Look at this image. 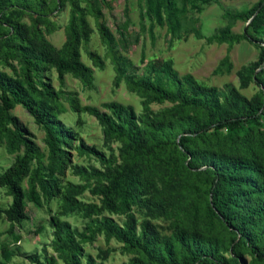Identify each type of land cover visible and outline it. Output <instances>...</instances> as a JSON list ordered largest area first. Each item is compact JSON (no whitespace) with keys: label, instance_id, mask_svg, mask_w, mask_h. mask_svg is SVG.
I'll use <instances>...</instances> for the list:
<instances>
[{"label":"trees","instance_id":"obj_1","mask_svg":"<svg viewBox=\"0 0 264 264\" xmlns=\"http://www.w3.org/2000/svg\"><path fill=\"white\" fill-rule=\"evenodd\" d=\"M198 1L146 0L144 17L152 26H167L172 40L184 35L201 39L202 33L189 19V9ZM67 2L72 18L68 41L59 53L39 26L48 24L49 15ZM81 2L103 19L99 0H0V68L14 72L0 69V146L16 154L0 175V186L12 196L11 206L0 209V218L5 216L12 230L22 226L29 220L28 205L41 206V197L60 199L63 215L84 214L91 222L82 234L57 216L50 220L52 247L65 264H96L91 257L83 261L81 242L98 234L135 254L131 264H264V0L242 12L226 11L227 26L214 36L220 43H230L232 29L239 22L246 24L240 39L255 44L260 54L238 76L243 89L252 81L260 85L252 98L235 88L220 91L205 86L192 76L179 78L171 62L151 63L150 73L138 75L132 62L116 50L117 45L125 46V39L116 41L105 23L99 24L112 50L117 80L152 102L172 105L138 116L130 105L106 103L102 111L69 99L74 112L93 116L104 127L106 140L121 143L119 158L106 159L83 144L77 147L105 166L104 171L89 173L78 167L76 171L98 181L91 192L101 206L78 201L86 187L61 179L69 163L66 148L79 140L59 119L61 94L45 82L50 69L60 80L70 74L84 84L93 81V70L81 61V41L89 39ZM26 17L34 18L31 26L24 22ZM91 57L96 65L102 64L95 53ZM17 106L45 131L47 164L12 115ZM135 209L148 211L141 223ZM102 211L123 215L125 222L100 218ZM161 216L177 219L170 237L152 223ZM32 261L41 264L37 258ZM46 261L59 264L55 257Z\"/></svg>","mask_w":264,"mask_h":264},{"label":"rangeland","instance_id":"obj_2","mask_svg":"<svg viewBox=\"0 0 264 264\" xmlns=\"http://www.w3.org/2000/svg\"><path fill=\"white\" fill-rule=\"evenodd\" d=\"M261 0H200L191 5L189 19H192L200 30L203 38L195 35H184L181 40H172L167 26L155 24L152 26L149 19L144 17L146 0H99L103 19L98 20L91 12L86 2L81 6L86 9V20L89 25V39H82L80 46L81 61L93 70V81L84 84L72 75H65L59 79L55 69L45 72V82L50 84L62 96V110L59 119L73 130L79 141L67 147L69 163L64 178L65 184L82 185L86 190L77 199L86 204L101 206L100 198L91 191L98 184L96 179H86L77 175V167L89 173L93 169L104 171L105 166L92 155L82 154L77 147L80 144L95 148L106 159L119 158L121 143L117 140L108 141L104 136V127L93 117L85 113L78 114L71 109L69 99H76L81 106H93L105 111L103 105L117 102L125 106H133L137 115L158 113L172 107L171 104H158L137 92L131 91L124 81L117 80L116 66L113 61L112 50L104 42L99 30V24L104 22L116 41L125 39V46L117 45L116 50L129 59L138 75L150 73L151 63L171 62L179 78L192 76L199 83L216 87L220 91L235 88L248 98L258 94L261 87L252 81L248 88L241 87L238 73L252 63L259 60V48L246 40L240 39L246 24L239 22L231 32L232 42L220 43L214 40L220 28L227 26L226 11L242 12L250 9ZM72 18V7L67 2L65 6L55 11L47 18L48 24L40 25L45 38L60 53L68 41L69 27ZM31 17L24 22L28 26L33 24ZM123 47V48H121ZM96 54L102 64L96 65L91 54ZM227 59V62H224ZM16 65V64H15ZM2 71L14 74L10 68L1 67ZM148 107L149 111H147ZM12 115L27 136L37 145L48 162V148L45 143V131L39 127L33 117L21 106H17ZM16 154H9L5 146H0V175L3 174L15 161ZM25 189L27 185L25 184ZM41 206L28 205L29 220L15 229L10 228L6 217L0 218V261L8 264H37L32 261L37 258L41 264H47L46 258L55 257L59 264H65L52 247L54 229L50 220L57 216L69 222L79 233H84L91 219L84 214L63 215L62 201L45 200L41 197ZM12 204V196L7 188L0 186V209H8ZM141 223L147 218L148 211L134 210ZM106 217L122 225L125 216L102 211L100 218ZM96 218V217H93ZM152 223L164 236L170 237L178 222L174 217L161 216L153 219ZM85 262L87 257L94 259L96 264H131L135 254L124 250V245L118 241L107 240L103 234H98L93 240L81 242ZM247 263L251 260L246 257Z\"/></svg>","mask_w":264,"mask_h":264}]
</instances>
